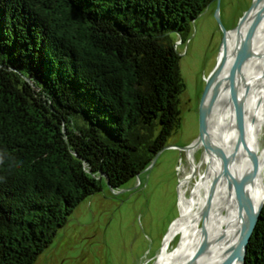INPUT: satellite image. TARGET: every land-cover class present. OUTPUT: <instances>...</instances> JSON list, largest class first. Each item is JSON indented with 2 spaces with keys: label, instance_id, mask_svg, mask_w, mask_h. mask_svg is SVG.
I'll list each match as a JSON object with an SVG mask.
<instances>
[{
  "label": "trees",
  "instance_id": "1",
  "mask_svg": "<svg viewBox=\"0 0 264 264\" xmlns=\"http://www.w3.org/2000/svg\"><path fill=\"white\" fill-rule=\"evenodd\" d=\"M212 2L0 0V264H34L81 201L168 145L174 44ZM245 264H264V203Z\"/></svg>",
  "mask_w": 264,
  "mask_h": 264
},
{
  "label": "rangeland",
  "instance_id": "2",
  "mask_svg": "<svg viewBox=\"0 0 264 264\" xmlns=\"http://www.w3.org/2000/svg\"><path fill=\"white\" fill-rule=\"evenodd\" d=\"M250 3L251 0L212 2L190 23L183 39L177 37L174 48L179 55L184 90L180 96V123L168 138V145L185 147L197 137L199 99L205 79L217 63L223 29L234 28ZM261 145L264 149L263 141ZM203 150L201 145L192 152V160L199 167L184 188L186 196L199 174L207 169L202 162ZM190 171L187 152L167 149L150 170L129 180L121 189L110 191L103 184L101 191L81 201L72 211L34 264H153L164 239L180 223L178 186ZM212 200L213 197L208 198L199 228L206 223ZM180 238L178 233L169 237L167 254L177 248Z\"/></svg>",
  "mask_w": 264,
  "mask_h": 264
},
{
  "label": "bare ground",
  "instance_id": "3",
  "mask_svg": "<svg viewBox=\"0 0 264 264\" xmlns=\"http://www.w3.org/2000/svg\"><path fill=\"white\" fill-rule=\"evenodd\" d=\"M247 24L245 22L242 25L241 34L245 31ZM235 34L234 30H230L225 35L229 56L223 73L227 71L233 59L231 51L234 49ZM248 50L264 55V22L255 31ZM221 54L222 48L218 59ZM211 93L212 89L205 97V104ZM235 93L244 115L243 144L254 153V156L247 155L236 144L234 111L222 84L206 120L205 137L211 141V144L207 146V150H203L202 162L207 164V169L203 174H199L191 187L189 196H186L184 188L199 167L192 160L193 150L187 152L188 159L191 161V171L180 180L178 186L180 223L164 239L161 253L153 264H220L237 253L240 246L238 233L241 221L232 182L241 173L251 171L257 166L256 173L245 180L244 189L253 208L256 209L264 199L262 175L264 149L261 145V141L264 142V57H252L245 62L236 77ZM217 148L221 149L229 160L231 177L221 174L219 161L215 155ZM212 183L213 186H211ZM218 184V188H215ZM216 189L218 190L214 194ZM209 195L213 197L210 211L206 223L199 228L197 224L208 206ZM246 218L248 221L250 213L246 215ZM175 233L181 234L179 244L171 254H167L166 247L171 239L169 237ZM203 243H205L204 251L195 257L196 251Z\"/></svg>",
  "mask_w": 264,
  "mask_h": 264
},
{
  "label": "water",
  "instance_id": "4",
  "mask_svg": "<svg viewBox=\"0 0 264 264\" xmlns=\"http://www.w3.org/2000/svg\"><path fill=\"white\" fill-rule=\"evenodd\" d=\"M215 2L218 4L219 0H215ZM245 22H247L248 24L246 26L245 31L241 34V27ZM262 22H264V0H251L250 6L243 12L236 26L231 29V30H234L236 33L234 49L231 51L233 53V59H232V62L229 68L227 69L225 73H223V71L227 63V58L229 56V51H227V47L225 44V35L230 30L223 29V36L221 40V48H222L221 57L220 59L217 60V63L214 69L210 72L208 77L205 79V86L201 94V97L199 99L197 137L189 145L185 147H177L174 145L164 146L161 150H159L156 153L150 165L143 172L148 171L153 167L157 157L163 150L178 149L181 151L188 152L189 150H194L195 148L201 145L204 147V150H207V146L211 144V141H209L205 137L207 115H208V112L211 106L213 105L214 101L216 100L219 94L220 86L222 84L224 85V88L227 91L228 99L234 111L236 131H237L236 144L238 147H241L247 155L254 156V153L252 151H249L243 144L244 115H243V111L239 105V102L237 100V96L235 93V81H236L237 74L240 72L241 68L243 67V65L249 58H252V57L263 58L264 57V55H262L261 53L248 50V46L255 34V31L257 30V28ZM26 81L28 80L26 79ZM211 89H212V93L208 99V102L205 104V101H204L205 97L207 96V94L209 93ZM215 155H216L217 160L219 161L221 174L224 176L231 177L232 175L229 170V160L227 159V157L224 155V153L219 148L215 150ZM256 171H257V166L251 171H245L241 173L232 182L236 206H237V210H238L240 221H241L239 233H238L240 246L236 254L232 255L230 258L221 262L220 264H231L233 262H238L239 264H245L247 244L256 226L261 208L264 203V199H263L262 203L258 207H256V209L253 208L252 203L249 199V196L246 194L245 189H244L245 180L249 176H252L253 174H255ZM138 176L139 174L136 175V178ZM211 186H213V183ZM107 187L109 188L110 191H113L108 186V184H107ZM209 197H211V195H209ZM248 213H250V218L247 221L246 215ZM204 249H205V243H203L198 248L194 256L195 257L199 256L204 251Z\"/></svg>",
  "mask_w": 264,
  "mask_h": 264
},
{
  "label": "flooded vegetation",
  "instance_id": "5",
  "mask_svg": "<svg viewBox=\"0 0 264 264\" xmlns=\"http://www.w3.org/2000/svg\"><path fill=\"white\" fill-rule=\"evenodd\" d=\"M115 193H118V191H117V192H115Z\"/></svg>",
  "mask_w": 264,
  "mask_h": 264
}]
</instances>
